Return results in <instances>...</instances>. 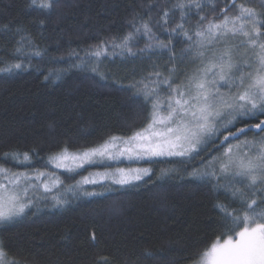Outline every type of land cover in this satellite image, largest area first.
Wrapping results in <instances>:
<instances>
[{
    "label": "snow or ice",
    "instance_id": "obj_1",
    "mask_svg": "<svg viewBox=\"0 0 264 264\" xmlns=\"http://www.w3.org/2000/svg\"><path fill=\"white\" fill-rule=\"evenodd\" d=\"M28 7L51 14L61 7V0H30ZM141 7L143 11L134 10L127 21L130 31L98 38L82 49L83 55L75 49L52 55L35 44L27 29H16L13 37L19 39L9 59L0 60V72L33 67L35 59L37 64L60 65L59 71L49 70L46 80L73 70L107 80L111 72L101 66L110 58L142 59L147 54L151 59L167 53L168 59L164 65L153 62V70L139 78L114 80L138 102L141 119L127 125L130 134H110L78 147L65 140L54 146L58 150L50 151L40 168L32 167L39 158L36 148L0 152V224L42 202L64 208L71 198L101 194L86 185L108 191L113 185L141 181L153 171L113 167L110 162L198 157L199 164H186L183 173L208 185L216 197L212 207L218 220L215 238L210 244L190 246L185 264H264V0H162ZM141 40L143 47H135ZM177 41L185 44L179 53ZM209 144V154L202 155ZM86 166H103L105 171L66 183ZM173 171L162 169L161 175ZM89 238L95 242L96 232ZM0 264L29 262L12 254L0 239ZM94 264L111 260L97 256Z\"/></svg>",
    "mask_w": 264,
    "mask_h": 264
},
{
    "label": "trees",
    "instance_id": "obj_2",
    "mask_svg": "<svg viewBox=\"0 0 264 264\" xmlns=\"http://www.w3.org/2000/svg\"><path fill=\"white\" fill-rule=\"evenodd\" d=\"M29 2L0 0V60L9 59L14 40L19 39L13 37L17 28L27 29L35 44L52 55H66L73 49L83 55L82 49L98 38L130 31L127 21L134 10L143 11L142 5L162 0H61V7L51 14L33 11ZM143 45L141 40L135 47ZM184 47L183 42L175 43L177 53ZM167 59V53L151 59L147 54L142 59L110 58L101 66L111 72L107 80L85 70L61 72L59 78L46 80L49 70L59 71L60 65L37 64L35 59L33 67L0 72V152L36 148L39 158L32 167L40 168L50 151L58 150L54 146L65 140L75 141L72 146L78 147L110 134H130L127 125L139 124L141 119L138 102L114 80L139 78L153 70V62L164 65ZM248 135L251 138L252 132ZM212 147L209 144L202 155L207 156ZM182 159L110 162L113 167L153 171L141 181L113 185L108 191L86 185L101 194L71 198L64 208L42 202L14 221L0 224V239L29 264H94L97 256L109 257L111 264H185L190 246L210 244L215 238L218 213L208 185L183 173L186 164L198 165L199 158ZM86 169L71 179L63 170L60 173L66 183H73L88 172L105 171L103 166ZM162 169L176 171L161 175ZM92 231L95 242L89 238Z\"/></svg>",
    "mask_w": 264,
    "mask_h": 264
},
{
    "label": "rangeland",
    "instance_id": "obj_3",
    "mask_svg": "<svg viewBox=\"0 0 264 264\" xmlns=\"http://www.w3.org/2000/svg\"><path fill=\"white\" fill-rule=\"evenodd\" d=\"M99 172H103V171H99Z\"/></svg>",
    "mask_w": 264,
    "mask_h": 264
}]
</instances>
